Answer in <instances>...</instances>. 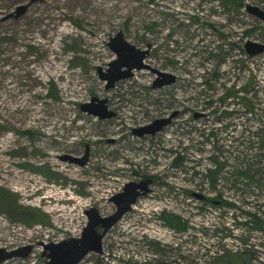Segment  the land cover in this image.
Listing matches in <instances>:
<instances>
[{"label": "rangeland", "instance_id": "374dc122", "mask_svg": "<svg viewBox=\"0 0 264 264\" xmlns=\"http://www.w3.org/2000/svg\"><path fill=\"white\" fill-rule=\"evenodd\" d=\"M28 1L0 0V246L34 248L0 264H45L42 240L79 236L88 207L110 214V196L148 176L152 191L78 264H215L237 247L238 261L264 264V229L245 224L248 211L264 216V59L245 48L264 41V21L247 9L264 0H37L10 15ZM119 30L150 45L145 61L176 81L154 87L157 74L142 68L106 88L99 68L116 57ZM93 96L115 115L83 110ZM174 112L160 131L134 132ZM87 148L85 164L61 158ZM249 164L261 184L243 175Z\"/></svg>", "mask_w": 264, "mask_h": 264}, {"label": "water", "instance_id": "95a60500", "mask_svg": "<svg viewBox=\"0 0 264 264\" xmlns=\"http://www.w3.org/2000/svg\"><path fill=\"white\" fill-rule=\"evenodd\" d=\"M35 1L37 0H29L26 3L19 4L10 15L15 17L22 15L29 5ZM247 9L264 21V8L248 3ZM109 46L115 52L116 57L108 63L106 69L99 68V76L106 81V88L113 87L116 81L131 77L135 69L142 68H148L157 74L153 82L154 87L171 84L178 78V75L174 72L162 70L147 63L145 59L150 52V45L144 48L136 45L125 36L123 30H119L111 37ZM245 48L250 55H256L264 51V41L248 40L245 43ZM106 101L105 98L93 96L91 101L82 104V108L101 118L112 117L116 112L108 107ZM176 114L177 112H174L169 116L156 118L146 125L134 128V132L141 136L156 133L169 124ZM88 156L89 149L87 148L82 156L64 154L61 158L85 164ZM152 182L153 178L150 176L138 181H127L122 190L110 196V200L116 205L115 210L110 214H101L96 206L88 207L85 210L88 218L87 223L79 236L70 235L59 241H41L43 255L47 257L45 264H78L91 251L103 252V238L106 233L133 207L140 196L147 195L152 190L150 185ZM195 194L204 197L203 194ZM32 247V244L13 248L0 246V263L13 256H27Z\"/></svg>", "mask_w": 264, "mask_h": 264}, {"label": "trees", "instance_id": "16d2710c", "mask_svg": "<svg viewBox=\"0 0 264 264\" xmlns=\"http://www.w3.org/2000/svg\"><path fill=\"white\" fill-rule=\"evenodd\" d=\"M232 1H233L232 4L236 5V7L237 6L240 7V6L245 5L244 0H232ZM229 2H231V0H229ZM230 93H228L227 96H229ZM244 101H242V102H244ZM251 103H252V101H251ZM220 164H221L220 166L222 167L223 164L222 163H220ZM243 170H244L243 175L247 176L246 178H248V181L251 180V181L257 182L258 184H261V180L263 179V176L262 175L259 176V174L261 172L260 169H254L253 165L249 164L247 166V168H245ZM255 175H257V177ZM215 180L216 179L213 178V181H215ZM216 198L219 199L218 200L219 201V207L224 206V205L234 206V207L237 206L234 201L227 200L224 197L218 196ZM209 200H212L211 202H213V203L215 202V200L211 197H209ZM248 214H250L251 220H248V221L246 220V222H245L246 225L249 224L248 226L250 228H255L257 230L264 229V216H262L259 211H254V212L248 211ZM159 216L163 219V221L165 223L169 224L170 226H172L176 230L187 232L190 229L189 220L186 218H183L178 213L169 212V211L164 210V211L160 212ZM241 256H242V251L238 247L235 248L234 251H231V249L230 250L224 249L219 254L217 262L215 264H240V261L243 260V257L239 261L237 260V257L240 258ZM241 264H246V263L243 260V262H241Z\"/></svg>", "mask_w": 264, "mask_h": 264}, {"label": "built area", "instance_id": "2783aa9c", "mask_svg": "<svg viewBox=\"0 0 264 264\" xmlns=\"http://www.w3.org/2000/svg\"><path fill=\"white\" fill-rule=\"evenodd\" d=\"M263 52H264V51H263ZM263 52L258 53V54H256V55H253V56H252L254 59L256 58V61H257V64H258V65H260V63H259L260 59H264V56H261ZM263 63H264V62H263ZM263 83H264V80H262V79H257V81H255L256 87L259 86V85H261V84H263ZM240 104L244 105V104L242 103V101L240 102ZM255 105H256V107H254V109L259 110L260 108H259L258 103H256ZM258 137H260V136H257V139H258ZM260 139H261V137H260ZM47 238H48V237H47ZM61 239H63V237H61V238H52V239L49 238V239H44V240H42V241H43V242H50V241H59V240H61ZM41 247H42V251H43V244H41ZM32 248H34V246H33ZM30 252H32V250H31ZM29 254H31V253H29ZM13 257H14V256H13ZM11 258H12V257H11ZM8 259H9V258H8ZM6 260H7V259H6ZM6 260H4V261H6ZM1 263H2V262H1Z\"/></svg>", "mask_w": 264, "mask_h": 264}, {"label": "flooded vegetation", "instance_id": "af4514ba", "mask_svg": "<svg viewBox=\"0 0 264 264\" xmlns=\"http://www.w3.org/2000/svg\"><path fill=\"white\" fill-rule=\"evenodd\" d=\"M140 180H141V179H140ZM153 182H154V179H153ZM153 182H152V183H153ZM152 183H151V184H152ZM151 184H150V185H151ZM151 187H152V186H151ZM152 189H153V188H152ZM151 191H152V190H151ZM151 191H150V192H151ZM143 196H145V195H143ZM140 197H141V196H140ZM140 197H139V198H140ZM139 198H138V199H139ZM137 201H138V200H137ZM137 201H136V202H137ZM134 204H135V203H134ZM134 204H133V205H134ZM131 209H132V208H131ZM131 209H130V210H131Z\"/></svg>", "mask_w": 264, "mask_h": 264}, {"label": "bare ground", "instance_id": "6f19581e", "mask_svg": "<svg viewBox=\"0 0 264 264\" xmlns=\"http://www.w3.org/2000/svg\"><path fill=\"white\" fill-rule=\"evenodd\" d=\"M127 78H128V77H127ZM123 79H124V78H123ZM120 80H121V79H120ZM118 81H119V80H118ZM116 82H117V81H116ZM115 84H116V83H115ZM114 86H115V85H114ZM114 86H113V87H114Z\"/></svg>", "mask_w": 264, "mask_h": 264}]
</instances>
